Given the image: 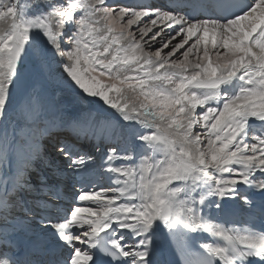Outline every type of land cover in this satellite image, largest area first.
<instances>
[{
    "label": "snow or ice",
    "instance_id": "obj_1",
    "mask_svg": "<svg viewBox=\"0 0 264 264\" xmlns=\"http://www.w3.org/2000/svg\"><path fill=\"white\" fill-rule=\"evenodd\" d=\"M0 264H264V0H0Z\"/></svg>",
    "mask_w": 264,
    "mask_h": 264
},
{
    "label": "rangeland",
    "instance_id": "obj_2",
    "mask_svg": "<svg viewBox=\"0 0 264 264\" xmlns=\"http://www.w3.org/2000/svg\"><path fill=\"white\" fill-rule=\"evenodd\" d=\"M120 2L124 3V1L120 0ZM128 4H135V3H128ZM151 35V34H149ZM167 51V49H165ZM67 97H72L74 100L70 102L67 100ZM52 110L51 115L55 117L57 120L59 119V111L63 110L65 114L72 113V111H81L86 108L93 107L85 103L84 101L80 100L78 95L73 92L71 89L64 88L60 95L56 96L55 99L51 100Z\"/></svg>",
    "mask_w": 264,
    "mask_h": 264
},
{
    "label": "bare ground",
    "instance_id": "obj_3",
    "mask_svg": "<svg viewBox=\"0 0 264 264\" xmlns=\"http://www.w3.org/2000/svg\"><path fill=\"white\" fill-rule=\"evenodd\" d=\"M122 1H124V3H139V2H141V0H122ZM147 2H151V0H147ZM67 100H69L70 102H73L74 99L72 97H67ZM78 112L79 111H72V113L71 114L69 113V115H76ZM241 215H242L241 213H237L235 216L232 217V219H239Z\"/></svg>",
    "mask_w": 264,
    "mask_h": 264
}]
</instances>
